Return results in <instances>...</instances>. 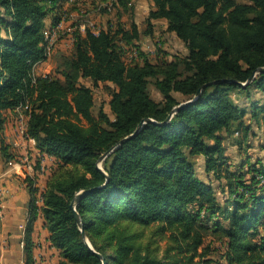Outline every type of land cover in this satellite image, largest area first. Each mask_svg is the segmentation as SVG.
<instances>
[{
	"label": "trees",
	"instance_id": "trees-1",
	"mask_svg": "<svg viewBox=\"0 0 264 264\" xmlns=\"http://www.w3.org/2000/svg\"><path fill=\"white\" fill-rule=\"evenodd\" d=\"M149 1L144 33L163 20L185 55L169 58L161 40L143 50L135 0H0V156L21 159L5 134L6 111L15 117L21 107L35 147L54 160L41 190L39 171L17 172L30 194L24 264L36 262L39 215L56 264H264V155L247 152L253 125L264 150V72L239 83L264 67V0ZM91 9L98 28L83 20ZM64 32L68 51L58 47ZM51 53L56 68L38 73ZM100 83L112 117L102 105L93 111ZM145 118L157 123L100 160ZM227 141L243 150L240 162ZM196 157L209 180L197 174ZM82 190L75 210L92 249L70 207Z\"/></svg>",
	"mask_w": 264,
	"mask_h": 264
},
{
	"label": "crops",
	"instance_id": "crops-1",
	"mask_svg": "<svg viewBox=\"0 0 264 264\" xmlns=\"http://www.w3.org/2000/svg\"><path fill=\"white\" fill-rule=\"evenodd\" d=\"M72 16H75V13ZM5 114L7 117L5 125L7 139L13 144L16 143L14 146L20 148L22 153L28 151L31 157H36L39 151L35 144L22 142L18 133H16L13 112L8 110ZM11 117H13V121ZM46 159L50 160L52 166L54 163L53 158L46 156ZM22 168L19 161L5 163L0 156V264H24L23 236L29 213L30 194L26 184L17 174L18 170ZM28 173L34 176V173ZM41 174L39 173L38 176ZM43 177L36 179L39 190L43 189L45 184V175ZM36 204L41 205L39 193ZM32 238L35 243V264H45L47 262L56 264L58 261L57 251L49 244L48 231L43 226L41 215L34 222Z\"/></svg>",
	"mask_w": 264,
	"mask_h": 264
},
{
	"label": "rangeland",
	"instance_id": "rangeland-1",
	"mask_svg": "<svg viewBox=\"0 0 264 264\" xmlns=\"http://www.w3.org/2000/svg\"><path fill=\"white\" fill-rule=\"evenodd\" d=\"M150 1L149 0H135V8H134V18L135 21L137 22L139 29L141 31V36H140V42L142 44L143 50H154L156 47L155 42L156 41H162V47L163 49L168 52L169 58L171 55H185L187 53V48L184 45V43L179 40L174 34L169 33L166 31V25L163 20H159L155 23L154 25V33L152 35H147L144 33V30L146 29V23H145V18L147 15V12L150 9ZM98 12V11H97ZM95 10H90L89 14L83 18L84 21H89V24L92 27H100L102 24V19L100 20L98 14ZM66 32V31H65ZM63 33V36L60 37L59 42H58V47L61 48L64 51L69 50L70 46V38L65 36L66 33ZM56 38V34L54 36ZM58 39L55 41V45L57 44ZM55 47V46H54ZM55 55L51 53L50 57L45 61L41 62L38 66H36L37 72L38 73H45V72H51L53 71L54 68H56V60H55ZM131 54L128 53L126 55V60L130 61ZM87 84H90L89 82H86ZM149 91L151 96L155 99L158 100L160 98L159 93L155 90L154 86L152 84L149 85ZM93 94H94V99H95V106L93 108L94 113L97 112V109L100 105H102L103 109L107 112V114L112 117L111 112L109 110L108 106V100L110 98L107 89L104 84L100 83L98 86L93 87ZM248 119V117H246ZM253 131L257 134L255 137L251 136V147H249L247 152L252 153L253 159L257 156H263L264 155V150H260L258 144L260 142V134L261 132L259 131L258 128H256L255 125H253ZM227 150L226 153L228 156H230V159L233 163H238L241 160V156L244 157V152L243 150H238L235 145H232L229 143V141L225 142ZM33 157V156H32ZM33 159V158H32ZM196 171L197 174L205 179L209 180L211 178V175H206V173L203 170V159L201 157H196ZM44 164L46 166H50L51 162L50 160L45 159ZM43 175H45V172H43L41 175L38 176L39 179L44 178ZM212 184L214 186H217V181L212 178ZM219 197H222L223 195L221 193L218 194ZM209 240V239H208ZM213 246L219 245L218 242L212 243ZM214 259H217V255L213 256ZM219 261H215L212 264H218Z\"/></svg>",
	"mask_w": 264,
	"mask_h": 264
},
{
	"label": "built area",
	"instance_id": "built-area-1",
	"mask_svg": "<svg viewBox=\"0 0 264 264\" xmlns=\"http://www.w3.org/2000/svg\"><path fill=\"white\" fill-rule=\"evenodd\" d=\"M55 38H53V34L49 37V43L47 45V53H49L53 42H54ZM26 108V106H25ZM18 109V108H17ZM24 110V109H23ZM27 117L28 115L23 113V111L21 109H18V116H15V127H16V133H18L19 137L22 139V142H29V143H33L30 142V139H27V134H26V121H27ZM16 143H14L15 145ZM19 146V145H18ZM34 159H32L30 153L28 151H25L22 156L21 159L19 160V163L22 165L23 168H25L27 170V172L35 173V171H39L40 173H43L47 170H49L51 168L50 166H46L44 164L45 159H46V155H43L41 153L37 154L36 157H33ZM38 161V163H37ZM33 163L38 164V170H36L34 167L35 165ZM45 264H53L51 262H47Z\"/></svg>",
	"mask_w": 264,
	"mask_h": 264
},
{
	"label": "water",
	"instance_id": "water-1",
	"mask_svg": "<svg viewBox=\"0 0 264 264\" xmlns=\"http://www.w3.org/2000/svg\"><path fill=\"white\" fill-rule=\"evenodd\" d=\"M258 72H264V67L257 68V69L253 72V74L250 76V78H249L247 81L242 82V83L239 82V83H240L242 86H245L246 84H248V82L251 81V79H252V78L255 76V74L258 73ZM198 95H199V92L196 94V96H198ZM193 100H194V99H192V100H187V101H185V102H182V103L179 104L178 106H176V107L171 111V113L169 114V116L166 118V120H165L164 122H167V121L170 119V117L172 116V114H173L174 112H176L179 108H181V107H183V106H185V105H188V104L192 103ZM147 122L157 123L156 121L152 120L151 118H145V119H143V120L137 125V127L135 128V130H134L131 134H129V135H127V136L121 138V139H120V140H119L114 146H112L109 150H107L106 152H104V153L101 155L100 160L103 159L105 156H107L110 152H112V150H114L117 146L123 144V143L126 142L128 139H130L131 137L135 136V135L141 130V128L143 127V124H144V123H147ZM98 168H101V167L98 165ZM88 192H89V190H82V191L77 192L76 195L74 196V198H73L71 204H70V207H71L72 212H73V214H74V216H75V218H76V220H77V222H78V224H79V226H80V229H81V231H82V235L84 236V238H85V240H86L88 246L91 248V245H90V243L88 242V240L86 239V237H85V235H84V232H83V223H82V219H81L80 215L78 214V212L75 210V203H76L77 201H79V199H81V198H82L85 194H87ZM91 249H92V248H91ZM97 254H98V253H97ZM98 255H99V254H98ZM99 256H100V255H99ZM103 264H106V262H105L104 260H103Z\"/></svg>",
	"mask_w": 264,
	"mask_h": 264
},
{
	"label": "bare ground",
	"instance_id": "bare-ground-1",
	"mask_svg": "<svg viewBox=\"0 0 264 264\" xmlns=\"http://www.w3.org/2000/svg\"><path fill=\"white\" fill-rule=\"evenodd\" d=\"M59 26V25H58ZM57 28V27H56ZM48 30V29H47ZM53 34V38H54V36H55V34H56V30L55 29H53V30H51V28H50V31H45V38H46V40L48 41V43H49V37L51 36ZM46 45V44H45ZM18 109H21V107L20 108H18ZM18 109H16L17 110V114L15 115V116H18ZM22 109H25V106H23L22 107ZM26 129H27V121H26ZM26 134H27V131H26ZM27 139H30V141L31 142H33V144H34V140H33V138H31L28 134H27ZM52 170V169H51ZM50 170V171H51Z\"/></svg>",
	"mask_w": 264,
	"mask_h": 264
}]
</instances>
